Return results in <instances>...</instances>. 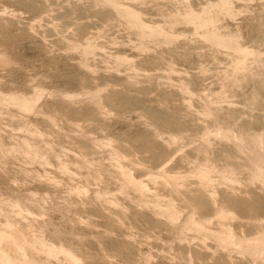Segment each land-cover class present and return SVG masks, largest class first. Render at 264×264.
Here are the masks:
<instances>
[{"label":"rangeland","instance_id":"rangeland-1","mask_svg":"<svg viewBox=\"0 0 264 264\" xmlns=\"http://www.w3.org/2000/svg\"><path fill=\"white\" fill-rule=\"evenodd\" d=\"M26 1L29 2L30 0H0V56L4 55V53L11 55L9 57L10 62H5L6 64H0V88H3V94H10V92L17 94L24 93L26 94V96L32 97V95L34 96V94L32 93H35V90H38V92L41 91L42 93L40 92L41 98H39L40 100L37 104L39 105V107L31 111H20L11 103L0 104V143L5 151L4 155L0 156V188L3 187L0 198L8 197L10 187H13L14 191H16L17 194L23 197L29 196L33 199V201H37L38 205L41 206L44 213L38 214L28 212L25 207H22L17 208L15 212H12V215L15 217L18 216L19 219H24V221L30 223L34 233H40L42 230L45 232L46 236H48L50 228L48 226L44 227L46 231L42 228L41 223L44 221H48L56 226H62L64 224L72 226L75 229L77 236L82 240L83 243H85V255L87 256L88 260L91 262H99L100 264H186L191 259L193 260V263L195 262L194 264H208L209 262L211 264H219L222 262H224V264H251L250 258L246 255H238V253H235V255H237L236 257L234 253H232L233 255L231 253H225L222 249H218V247L216 248L215 243L213 244V241L211 240L202 241V243L204 242L202 244L201 240L199 238L198 240L197 236L191 235V233L185 234V238L183 241H178L179 239L177 237H174L176 235L172 226L173 224L168 223L170 221H168L165 216L159 215L154 211L153 200L155 201V198L153 193H160L161 196L164 193L163 195L165 197H168V194L171 193L170 196L173 195L174 199L177 198V201L175 200V204H177L176 207H180L182 205L180 207V213H183L181 214L182 217L185 216L183 219L184 221L185 218H187L189 215L188 212H190L192 209V206L190 205L191 203L189 202L188 204V199L190 198L191 202H193V200L197 198V196H199V194L197 195V193L200 189L199 184L197 185L198 182H195L197 181L196 178L189 174V172L197 163H205L208 160L209 164L215 165L219 173L222 171V174L228 175L231 173L230 169L232 172L235 171V173H232V176L236 180H234L232 185L229 184V187L230 185L232 186L231 188H233L234 186V189L231 190V188H229L226 184H217L218 181H216L215 183L217 187V194L216 196L213 194V198L217 202V204L215 205L216 207L217 205L222 203H225V206L228 205L225 201H227L229 197L234 198V201H236V203L238 202L239 204H236L234 206L236 210L232 206L228 207L231 208L230 212L232 211V215L230 214L229 217L225 218V221L223 220V222H225V225L229 224V226H231L236 233L242 236L244 234L249 235L252 232H255V230L257 232V230L260 231L261 228L263 229L262 226H264V213L262 214V212H264V188L260 184V181H252L251 174L249 173L250 171L248 168V162L246 161V156L242 154H239L238 156L235 155L234 152H231L230 150V147H232L231 143H229L228 141L226 142L223 139L219 140L220 137H217L219 139L216 138L215 140V138L213 139V137H216L214 135L211 138L213 139L211 140L212 142H209L211 143L210 146L208 145V147H206L208 149H206L205 151V148H203V144H200V134L203 133L205 129H211L210 131H212L214 130V128H218V126H226L225 128L229 127L231 129L234 128L235 131L246 133V135H249L250 132L254 134L255 132H261L262 129L264 130V29L261 30L262 28H264V0H231L230 6H234H231V8L232 10H236L233 11V16L225 15L224 18L222 17L220 19L219 24L211 27V31L220 32L223 35L224 39L230 40L233 44H236V47L240 46L242 50L247 49L248 54H245L246 51L242 52V50L240 49L238 50L239 52L237 51L238 53L235 52V46L234 48L230 47V49L232 50H229V47H226L223 43L219 44V46L221 45V47H219L217 43H214L208 39V41H205L206 38L204 36H201L203 35L204 29H201L198 23H195L196 25L188 24L186 22H179L178 25L176 24V27L174 26L175 28L173 27L174 29L171 28V30H173L174 33L176 30L175 35L178 34L176 35L178 36V40L176 39L173 42H167V40L164 39L163 41H161L162 38L160 39L154 36H147L142 40V37L134 33V30L129 25L127 16L122 13L124 6L120 5L118 7L111 8L112 5H110L108 2L105 3V0H35V2L34 0H31L30 5H26L30 3H27ZM121 1L124 4L126 2V0ZM150 1L151 3H154V0H127L126 4H129L132 7L138 9L141 12V16L143 15V12H146L142 18L143 20L147 19L145 21H148V23L151 22L149 23L150 25L153 26L156 22L155 26L159 24L166 26L165 20L167 18L157 10V7L155 6L156 2L154 4H151ZM185 1L186 0H159L157 3H162L161 5L164 6L165 10L175 12L177 10H183V8L185 9L186 6L189 7V5L196 10H200L203 8L202 6H206L207 3L209 4V1L212 3L216 2V0H194V3L193 0H187L186 2ZM23 2H26V4H24ZM177 4H181V6ZM104 5L108 6L105 7ZM35 8L38 9L36 10ZM99 8H102V10L100 11ZM102 11L104 14L102 13ZM97 12H99L100 14H96ZM157 13H159L160 15ZM57 15H59V17ZM145 15L146 17L148 15V17L146 18ZM162 15L164 18L162 17ZM106 16L108 17V19ZM125 17L127 18V20ZM159 17L162 20L158 19ZM4 20L6 21L4 22ZM182 26L184 27L182 28ZM193 26L195 28H193ZM180 28L181 30H179ZM186 29L188 30V32ZM194 29L196 31H194ZM177 32H180L182 34L179 35V33ZM194 32L199 35L194 34ZM131 35H133V37ZM258 37L260 40H258ZM158 39H160V41H158ZM142 41L147 47L144 50L140 48ZM261 42L263 43L261 44ZM215 44H217L219 48ZM4 45L6 46L4 47ZM87 45L90 46H88L89 52H84V50L82 49L87 47ZM165 48L166 50H164ZM91 49L93 51H91ZM6 50L8 52H5ZM250 51L251 53H254V55H250ZM165 52H167L168 54ZM125 53L127 54V56ZM118 54H120L119 56H124L123 54H125L130 62L128 63V61H125V63H118ZM157 54L159 57L157 56ZM188 54L190 55V57ZM243 55H248L249 57L245 56L244 58ZM81 57L87 60V66L82 64L81 60L83 59H81ZM159 58H161L162 60ZM116 59L118 60L117 62L115 61ZM84 66L87 68L83 69L85 68ZM91 69L93 73H91ZM38 77L41 78L39 79ZM87 82L90 85H88ZM98 86L101 89H99ZM30 88H34V90ZM67 88L69 89L67 90L68 93H72V91H74L73 94H77V96L73 95V99H70L71 102H69V106L68 102L66 103L70 111H67V109H65L64 107H59L58 105L63 99L62 95L60 94L63 93V96H66L68 94L66 93L64 95V92ZM89 91H99L101 92L100 94L103 96V98L109 95L111 96L113 94L111 97L112 100L110 101V96L107 98L108 100L104 98V100L106 101L104 105H107L105 107V110L108 111V113L103 110L105 113L97 114L98 111L94 110L93 107L90 108L93 105L90 103L91 93H89ZM107 92L109 93L105 94ZM78 95H80V97ZM114 99L116 101H114ZM107 101H109L110 103L113 101V106ZM138 101L141 102L139 103ZM85 104L87 105V107ZM223 108L225 109V111ZM165 111L167 114L165 113ZM207 111H211L212 113H208ZM89 113H92L93 115ZM95 113L98 115V118L96 117ZM46 114L54 115V124L46 122V119L44 120L43 117H45ZM73 114L76 115L73 116ZM101 115H103V117L105 118H103ZM158 115L161 117H159ZM257 116L258 118L256 119ZM184 119L185 121H183ZM122 121L124 123H122ZM99 122L102 123V126L105 123V127L100 126L101 123L99 124ZM90 123H92L93 126ZM25 124H30L31 129L25 128ZM163 124L165 125L163 126ZM146 128L148 129L146 130ZM32 129L34 131H32ZM246 129L248 133L246 132ZM149 130L150 132H148ZM183 132L189 135H186ZM170 133L177 135L176 141L173 143L166 141V139L171 136ZM136 134L138 135V138H136ZM181 134V137L178 136ZM194 135L198 139L195 140ZM146 136H148V138ZM76 137H78V139ZM23 139H28L32 144L34 150L38 154L45 156L49 162H39V160H33L32 162L31 160H29L28 156L24 154L21 147ZM74 140L76 143L74 142ZM97 141L103 143L102 146L98 145ZM166 142H168V144ZM123 143L124 147L122 146ZM219 143H221L222 146ZM197 144L199 146H197ZM159 145L163 148H161ZM73 147L76 149H74ZM113 148H117V150L119 151L122 150L121 153L125 157L121 158V162L127 165L130 163L129 168H131L133 173L135 172L134 174H136L137 176L142 177L147 173L146 171H154L156 166H158V169L156 168V171L160 169L164 170L165 168L166 170L169 169L168 172L174 173L179 168L177 170L179 171V173L180 170L181 173L184 171L183 174L185 172L187 174L188 172L189 178L186 177V186H184L186 188H182V194L185 193V198H183V195L181 193L180 194L182 197H179V192L176 194L175 191H171L169 186L165 187V184H163L162 182H157L159 185L153 182L149 183L151 186L149 185L148 187L152 188V190L150 191L148 190L145 192H136L132 188H127L126 190L121 191V181L118 179L117 174L118 166L116 165V163L112 162L113 159L111 156L108 157V152ZM125 148L127 152L125 151ZM192 149H194V151ZM224 150L226 153L224 152ZM125 152L128 156L125 154ZM160 154L163 155L161 156ZM73 158L75 159L73 160ZM76 159H83L85 163L80 165ZM235 160L238 164L235 162ZM58 161L67 163L68 166L73 169L72 174L66 173L61 168ZM103 164L104 166H102ZM216 165H218V167ZM141 169L142 171H140ZM170 169H172V171ZM146 176H144V179H147L145 178ZM241 182L244 183L242 184ZM160 185L161 187H159ZM77 187H79L80 190H77L76 192L75 188ZM162 187L164 188L162 189ZM156 189L159 191H157ZM202 189L204 190V188ZM168 191L170 192L168 193ZM150 192L152 194H150ZM188 192L190 194H188ZM218 193L220 194L218 195ZM167 197L166 199L169 198ZM221 199H224V202L221 201ZM243 201L245 202L243 203ZM245 207L248 209H246ZM212 209L213 208H211V210ZM211 210L207 213L211 214L210 217L212 218L213 212ZM27 213L30 216H28ZM247 213L249 215H247ZM258 213L260 215L262 214L261 217L260 215L257 216ZM25 214L26 216L23 217V215ZM138 215H140L141 217ZM255 216L256 218H254ZM240 217H242V219ZM2 218L3 217L0 216V221ZM181 218L180 220L182 221ZM216 219L217 221H215V219L212 221L213 224L217 226L218 224L216 223L221 219ZM162 221L165 223H163ZM252 225L254 228L252 227ZM242 226H244L243 229H241ZM167 234L170 235L168 236ZM172 237L173 239H171ZM152 238L156 241H153ZM120 242L122 244H120ZM124 244L127 245L123 246ZM202 246L205 249H203ZM207 246L212 248H207ZM121 247L123 249H121ZM130 247L133 250H131ZM187 247L190 249H187ZM111 250L112 252H110ZM125 250L127 251L125 252ZM129 251H131V253ZM118 252L121 253L119 254ZM134 253L136 255H134ZM109 254L112 255V257ZM116 254L120 255V258ZM225 254H227V256H230L224 257ZM124 255L127 257H125ZM89 256H91L92 258H89ZM197 256L199 259L197 258ZM243 256H245L246 258H244ZM209 257L211 260L208 259ZM238 257H241L242 259ZM149 258L152 260H150ZM131 259H133L134 261ZM135 259L137 260L136 262ZM102 260L103 262H101ZM217 261L221 262L217 263Z\"/></svg>","mask_w":264,"mask_h":264},{"label":"bare ground","instance_id":"bare-ground-1","mask_svg":"<svg viewBox=\"0 0 264 264\" xmlns=\"http://www.w3.org/2000/svg\"><path fill=\"white\" fill-rule=\"evenodd\" d=\"M22 1V0H21ZM31 1V0H30ZM29 1V2H30ZM36 1H38V0H36ZM91 1V0H90ZM95 1V0H94ZM106 2L105 3H109L110 5H112V7L111 8H113V7H118V6H120V5H123L124 6V9H123V11H122V13L124 14V15H126L127 16V18H128V20H129V25H130V27L134 30V33H136V35H138V36H140V37H142V40H143V38L145 39V37H147V36H154V37H156V38H162V40L161 41H163V39L164 40H167V42L169 41V42H173V41H175L176 39L178 40V36H176V35H178V34H176L175 35V33H176V30H175V33L173 32V30H171V28L172 29H174L175 27H176V24L178 25V23L180 22H186V23H188V24H195V23H198L199 24V26H200V28L202 29H204V31H203V35H201L202 37L204 36L205 38H206V40L205 41H208V40H210V41H212V42H214V43H217L218 44V46H219V44H225V46L227 47H229V50H232V49H230V47L231 48H234V46L236 45V44H233L230 40H226V39H224V37H223V35L220 33V32H213V31H211L212 30V26H214V25H216V24H219V22H220V19L223 17H225V15H230V16H233V11L235 10H232V8H231V6H230V2H231V0H216V2L215 3H212V2H210L209 1V4L207 3V5L206 6H202L201 8L202 9H200V10H196V9H194L193 7H190V5H189V7L188 6H186L185 7V9L183 8V10L181 9V10H177V11H173V12H170V11H167V10H165V8H164V6L163 5H161L162 3H157L159 0H154V3L156 2V7H157V10L159 11V12H161L167 19L165 20L166 22H165V25L166 26H163V25H160L159 23H157V24H159V25H157V26H155L156 25V22H155V24L152 26V25H150L149 23H151V22H149L148 23V21L146 22L145 20H147V19H145V20H143V16H144V14L146 13H144L143 12V15L141 16V12L138 10V9H136V8H134V7H132L131 5H127L126 4V2H127V0H126V2H125V4L124 3H122V1L121 0H105ZM131 1H133V0H131ZM145 1V0H144ZM187 1V0H186ZM185 1V2H186ZM196 1V0H195ZM198 1V0H197ZM233 1V0H232ZM240 1V0H239ZM11 2V1H10ZM27 2V1H26ZM26 2H23L24 4H26ZM29 2H27V3H29ZM34 2H35V0H34ZM101 2V1H100ZM184 2V1H183ZM15 3V2H14ZM33 3V2H32ZM40 3V2H39ZM98 3V2H97ZM105 3H103V4H105ZM145 3V2H144ZM150 3H151V1H150ZM149 3V4H150ZM154 3H151V4H154ZM181 3V2H180ZM193 3H194V0H193ZM237 3V2H236ZM31 4V2L29 3V4H26V5H30ZM42 4V3H41ZM99 4V3H98ZM146 4V3H145ZM175 4V3H174ZM182 4V3H181ZM181 4H177V5H180L181 6ZM196 4V3H195ZM194 4V5H195ZM35 5V4H34ZM33 5V6H34ZM40 5V4H39ZM45 5V4H44ZM92 5V4H91ZM171 5V4H170ZM176 5V6H177ZM185 5H187V4H185ZM193 5V6H194ZM15 6V5H14ZM93 6V5H92ZM105 6V5H104ZM106 6H108V5H106ZM105 6V7H106ZM196 6V5H195ZM29 7V6H28ZM31 7V6H30ZM45 7V6H44ZM87 7V6H86ZM104 7V8H105ZM110 7V6H109ZM108 7V8H109ZM136 7V6H135ZM153 7V6H152ZM232 7H234V6H232ZM244 7V6H243ZM47 8V7H46ZM121 8V7H120ZM139 8V7H138ZM146 8V7H145ZM150 8V7H149ZM196 8V7H195ZM15 9V8H14ZM18 9V8H17ZM27 9H29V8H27ZM36 9V8H35ZM38 9V8H37ZM36 9V10H37ZM48 9V8H47ZM78 9V8H77ZM91 9V8H90ZM100 9V8H99ZM115 9H117V8H115ZM119 9V8H118ZM173 9V8H172ZM102 10V8L100 9V11ZM114 10V9H113ZM113 10H111V11H113ZM145 10V9H144ZM152 10V9H151ZM174 10V9H173ZM238 10V9H237ZM16 11V10H15ZM21 11V10H20ZM33 11V10H32ZM45 11V10H44ZM116 11V10H115ZM118 11V10H117ZM236 11V10H235ZM2 12V11H1ZM25 12V11H24ZM31 12V11H30ZM68 12V11H67ZM66 12V13H67ZM106 12H108V11H106ZM154 12H156V11H154ZM153 12V13H154ZM32 13V12H31ZM99 12H97L96 14H98ZM102 13H103V11H102ZM108 13H110V12H108ZM148 13V12H147ZM152 13V12H151ZM2 14V13H1ZM71 14V13H70ZM100 14V13H99ZM104 14V13H103ZM150 14V13H149ZM157 14H159V13H157ZM264 14V13H263ZM16 15V14H15ZM34 15V14H33ZM62 15V14H61ZM82 15V14H81ZM106 15V14H105ZM160 15V14H159ZM163 15H162V17H163ZM58 17H59V15H57ZM64 16V15H63ZM108 16V15H107ZM106 16V17H107ZM109 16H110V14H109ZM235 16V15H234ZM261 16V15H260ZM103 17H104V15H103ZM145 17H146V15H145ZM147 17H148V15H147ZM146 17V18H147ZM5 18V17H4ZM3 18V19H4ZM36 18V17H35ZM70 18V17H69ZM126 18V17H125ZM127 18H126V20H127ZM150 18H151V16H150ZM164 18V17H163ZM227 18V17H226ZM12 19V18H11ZM60 19V18H59ZM107 19H108V17H107ZM158 19H160V17L158 18ZM66 20H68V19H66ZM114 20H116V19H114ZM123 20V19H122ZM150 20V19H149ZM160 20H162V19H160ZM258 20V19H257ZM262 20V19H261ZM6 20H4V22H5ZM100 21V20H99ZM125 21V20H124ZM157 21V20H156ZM222 21V20H221ZM1 22V21H0ZM16 22V21H15ZM70 22V21H69ZM118 22V21H117ZM11 23V22H10ZM88 23V22H87ZM114 23V22H113ZM126 23H127V21H126ZM153 23H154V21H153ZM9 24V23H8ZM70 24V23H69ZM75 24V23H74ZM116 24V23H115ZM121 24V23H120ZM3 25V24H2ZM6 25V24H5ZM184 25H186V24H184ZM196 25V24H195ZM7 26V25H6ZM113 26H114V24H113ZM125 26V25H124ZM175 26V27H174ZM188 26H190V25H188ZM80 27H82V26H80ZM79 27V28H80ZM129 27V26H128ZM127 27V28H128ZM174 27V28H173ZM180 27V26H179ZM184 26H182V28H183ZM243 27V26H242ZM260 27V26H259ZM125 28V27H124ZM187 28V27H186ZM193 28H195L194 26H193ZM198 28V27H197ZM196 28V29H197ZM211 28V29H210ZM247 28V27H246ZM251 28V27H250ZM258 28V27H257ZM19 29H20V27H19ZM89 29V28H88ZM123 29V28H122ZM214 29V28H213ZM222 29V28H221ZM255 29V28H254ZM264 28H262L261 30H263ZM87 30V29H86ZM179 30H181V28L179 29ZM187 30V29H186ZM216 30V29H215ZM217 30H218V28H217ZM29 31V30H28ZM129 31V30H128ZM183 31H185V30H183ZM190 31V30H189ZM194 31H196L195 29H194ZM200 31V30H199ZM237 31V30H236ZM9 32V31H8ZM187 32H188V30H187ZM259 32V31H258ZM130 33V32H129ZM177 33H179V35L180 34H182V33H180V32H177ZM223 33H224V31H223ZM4 34H6V33H4ZM31 34V33H30ZM194 34H197V33H195L194 32ZM256 34V33H255ZM259 34V33H258ZM263 34V33H262ZM3 35V34H2ZM8 35H9V33H8ZM14 35H15V33H14ZM197 35H199V34H197ZM232 35V34H231ZM5 36V35H4ZM23 36V35H22ZM132 37H133V35H131ZM248 36V35H247ZM6 37V36H5ZM21 37V36H20ZM153 37V38H154ZM177 37V38H176ZM233 37V36H232ZM261 37V36H260ZM14 38V37H13ZM155 38V39H156ZM204 38V39H205ZM21 39V38H20ZM138 39H140V38H138ZM137 39V40H138ZM151 39V38H150ZM160 39H158V41H160ZM203 39V40H204ZM208 39V40H207ZM237 39V38H236ZM248 39V38H247ZM252 39V38H251ZM5 40V39H4ZM13 40V39H12ZM25 40V39H24ZM152 40V39H151ZM199 40V39H198ZM201 40V39H200ZM258 40H260L259 39V37H258ZM6 41V40H5ZM140 41V40H139ZM145 41H147V40H145ZM264 41V40H263ZM7 42V41H6ZM18 42V41H17ZM130 42V41H129ZM151 42V41H150ZM157 42V41H156ZM236 42V41H235ZM260 42V41H259ZM4 43V42H3ZM141 43V42H140ZM146 43H148V42H146ZM153 43H154V41H153ZM161 43V42H160ZM159 43V44H160ZM200 43V42H199ZM206 43V42H205ZM263 42H261V44H262ZM8 44V43H7ZM10 44V43H9ZM16 44V43H15ZM72 44V43H71ZM138 44V43H137ZM168 44V43H167ZM173 44V43H172ZM175 44V43H174ZM185 44V43H184ZM195 44V43H194ZM217 44H215L216 46H217ZM17 45V44H16ZM91 45V44H90ZM147 45V44H146ZM178 45H179V43H178ZM183 45V44H182ZM6 45H4V47H5ZM44 46V45H43ZM46 46V45H45ZM89 45H87V47H85L84 49H82V50H84V52H89V47H88ZM137 46V45H136ZM148 46H149V44H148ZM170 46V45H169ZM189 46H190V44H189ZM211 46H212V43H211ZM217 46V47H218ZM238 46V45H237ZM3 47V48H4ZM167 47V46H166ZM175 47V46H174ZM179 47V46H178ZM185 47V46H184ZM219 47H221V45L219 46ZM218 47V48H219ZM236 47V46H235ZM255 47V46H254ZM7 48V47H6ZM73 48V47H72ZM78 48V47H77ZM140 48H142V50H144V49H146L147 47L144 45V43H143V41H142V43H141V46H140ZM177 48V47H176ZM187 48V47H186ZM193 48H194V46H193ZM238 48V49H237ZM247 48V47H246ZM256 48V47H255ZM158 49V48H157ZM171 49V48H170ZM182 49V48H181ZM225 49V48H224ZM242 50V48L239 46V47H236V51L235 52H237L238 50ZM153 50V49H152ZM162 50V49H161ZM160 50V51H161ZM164 50H166V48L164 49ZM193 50V49H192ZM197 50V49H196ZM250 50V49H249ZM10 51V50H9ZM39 51V50H38ZM91 51H93L92 49H91ZM169 51V50H168ZM180 51V50H179ZM223 51V50H222ZM244 51H246V53L245 54H248L247 53V49H243L242 50V52H244ZM253 51V50H252ZM5 52H8L7 50L5 51ZM11 52V51H10ZM45 52V51H44ZM182 52V51H181ZM184 52V51H183ZM231 52V51H230ZM239 52V51H238ZM237 52V53H238ZM241 52V53H242ZM13 53V52H12ZM121 53V52H120ZM139 53V52H138ZM165 53H167V52H165ZM234 53V52H233ZM257 53V52H256ZM14 54V53H13ZM81 54H82V52H81ZM126 54V53H125ZM125 54H123L124 56H119L120 54H118V60L120 61H118L117 59L115 60L116 62L118 61V63H122V62H124L125 63V61H128V63L130 62L129 60H128V57H126L127 56V54H126V56H125ZM162 54V53H161ZM168 54V53H167ZM171 54V53H170ZM177 54V53H176ZM182 54V53H181ZM187 54V53H186ZM229 54V53H228ZM231 54V53H230ZM250 55L251 54H253L254 55V53H251V51H250V53H249ZM19 55V54H18ZM163 55V54H162ZM165 55V54H164ZM189 55V54H188ZM239 55H242V54H239ZM11 55H8V54H5L4 53V55H2V56H0V64H4L5 62H10V57ZM130 56V55H129ZM157 56H158V54H157ZM177 56V55H176ZM244 56V55H243ZM246 57L248 56V55H245ZM245 56H244V58H245ZM159 57V56H158ZM168 57V56H167ZM185 57H186V55H185ZM189 57H190V55H189ZM235 57V56H234ZM241 57V56H240ZM249 57V56H248ZM52 58V57H51ZM16 59V58H15ZM81 59H83L82 57H81ZM159 59H161V58H159ZM175 59V58H174ZM184 59V58H183ZM156 60H157V58H156ZM162 60V59H161ZM176 60V59H175ZM186 60V59H185ZM198 60V59H197ZM246 60V59H245ZM249 60V59H248ZM82 61V64L83 65H86L87 66V60H85V59H83V60H81ZM171 61V60H170ZM188 61V60H187ZM236 61V60H235ZM148 62V61H147ZM159 62H161V61H159ZM177 62V61H176ZM185 62V61H184ZM233 62V61H232ZM78 63V62H77ZM124 63H123V65H124ZM127 63V62H126ZM154 63V62H153ZM163 63V62H162ZM237 63V62H236ZM6 64V63H5ZM69 64V63H68ZM81 64V63H80ZM81 64V65H82ZM161 64V63H160ZM239 64V63H238ZM50 65V64H49ZM167 65H168V63H167ZM47 66H48V64H47ZM72 66V65H71ZM79 66V65H78ZM89 66V65H88ZM117 66V65H116ZM119 66V65H118ZM120 66H121V64H120ZM152 66V65H151ZM159 66V65H158ZM46 67V66H45ZM85 67V66H84ZM171 67V66H170ZM76 68V67H75ZM87 67H85V68H83V69H86ZM173 68V67H172ZM191 68V67H190ZM82 69V68H81ZM178 69V68H177ZM80 70V69H79ZM142 70H144V69H142ZM203 70V69H202ZM87 71H88V69H87ZM147 71V70H146ZM146 71H145V73H146ZM74 72V71H73ZM42 73V72H41ZM88 73V72H87ZM91 73H93L92 72V69H91ZM36 74V73H35ZM51 75V74H50ZM85 75V74H84ZM91 75V74H90ZM199 75V74H198ZM92 76V75H91ZM113 76V75H112ZM118 76H119V74H118ZM155 76H156V74H155ZM193 76V75H192ZM197 76V75H196ZM250 76V75H249ZM75 77V76H74ZM77 77V76H76ZM90 77V76H89ZM105 77V76H104ZM151 77V76H150ZM153 77V76H152ZM227 77V76H226ZM39 78V77H38ZM41 78V77H40ZM39 78V79H40ZM84 78V77H83ZM91 78V77H90ZM118 78V77H117ZM126 78V77H125ZM196 78V77H195ZM238 78V77H237ZM249 78V77H248ZM43 79V78H42ZM101 79V78H100ZM106 79V78H105ZM111 79V78H110ZM200 79V78H199ZM103 80V79H102ZM114 80V79H113ZM129 80V79H128ZM93 81V80H92ZM91 81V82H92ZM157 81V80H156ZM158 81H159V79H158ZM262 81V80H261ZM36 82V81H35ZM125 82V81H124ZM136 82V81H135ZM188 82V81H187ZM250 82V81H249ZM31 83V82H30ZM38 83V82H37ZM96 83V82H95ZM128 83V82H127ZM138 83V82H137ZM186 83V82H185ZM19 84V83H18ZM17 84V85H18ZM27 84V83H26ZM87 84H88V82H87ZM202 84V83H201ZM49 85V84H48ZM82 85V84H81ZM80 85V86H81ZM88 85H90V84H88ZM96 85V84H95ZM127 85V84H126ZM13 86V85H12ZM57 86V85H56ZM72 86V85H71ZM76 86V85H75ZM92 86V85H91ZM248 86V85H247ZM9 87V86H8ZM61 87V86H60ZM94 87V86H93ZM134 87V86H133ZM137 87V86H136ZM260 87V86H259ZM40 88H41V86H40ZM54 88V87H53ZM78 88V87H77ZM82 88V87H81ZM84 88V87H83ZM98 88H99V86H98ZM178 88V87H177ZM183 88V87H182ZM229 88V87H228ZM3 89V88H2ZM2 89L0 88V104H2V103H11V104H13L14 106H16V108H18L20 111H25V112H27V111H31V110H34V109H36L37 107H39V105H37L38 104V101L40 100L39 98H41L40 96H41V91H39L38 92V90H35V93H32V94H34V96L32 95V97L31 96H26V94H22V93H20V94H17V93H11L10 92V94H3V91H2ZM6 89V88H5ZM21 89V88H20ZM30 89H32V88H30ZM39 89V88H38ZM60 89V88H59ZM72 89V88H71ZM74 89H76V88H74ZM79 89V88H78ZM95 89H97V88H95ZM99 89H101V88H99ZM184 89H185V87H184ZM195 89V88H194ZM211 89V88H210ZM22 90V89H21ZM32 90H34V88L32 89ZM47 90V89H46ZM57 90H58V88H57ZM61 90V89H60ZM62 90H63V88H62ZM67 90H69L68 88L66 89V91L64 92V95L66 94V93H68L67 92ZM103 90V89H102ZM134 90V89H133ZM37 91V92H36ZM75 91H77V90H75ZM91 91H93V90H91ZM91 91H89V93H91V95H90V103L93 105V106H91L90 108H92L93 107V109L94 110H96V111H98V113L97 114H100V113H105L103 110H105V107L107 106H105L104 104H105V100H104V98H108L109 96H107V97H104L103 98V96L100 94L101 92H99V91H94V92H91ZM118 91V90H117ZM122 91V90H121ZM188 91H190V90H188ZM194 91V90H193ZM226 91V90H225ZM41 92V93H40ZM56 92V91H55ZM63 92V91H62ZM62 92H60V93H62ZM73 92L74 91H72V96H71V94L70 93H68V94H70V95H66V96H63V93L62 94H60V95H62V100L60 101V103L58 104L59 105V107H64L65 109H67V111H70V109L68 108V106H69V102H71L70 101V99L72 98V97H74V96H77V94H73ZM103 92V91H102ZM111 92V91H110ZM113 92V91H112ZM115 92V91H114ZM120 92V91H119ZM126 92V91H125ZM183 92V91H182ZM251 92V91H250ZM31 93V92H30ZM45 93V92H44ZM77 93V92H76ZM109 92H107V93H105V94H108ZM117 93V92H116ZM124 93V92H123ZM127 93V92H126ZM129 93H131V92H129ZM255 93V92H254ZM29 94V93H28ZM79 94H81V93H79ZM88 94V93H87ZM250 94V93H249ZM256 94V93H255ZM44 95V94H43ZM74 95V96H73ZM104 95V94H103ZM113 95V94H112ZM112 95L109 97V98H111L112 97ZM116 95V94H115ZM122 95V94H121ZM124 95V94H123ZM259 95V94H258ZM79 97H80V95H78ZM82 96V95H81ZM126 96V95H125ZM138 96V95H137ZM260 96V95H259ZM114 97V96H113ZM127 97V96H126ZM82 98V97H81ZM88 98V97H87ZM120 98V97H119ZM73 99V98H72ZM133 99V98H132ZM131 99V100H132ZM81 100V99H80ZM88 100V99H87ZM108 100V99H107ZM110 100H112V98L111 99H109V101ZM119 100V99H118ZM130 100V101H131ZM208 100V99H207ZM251 100V99H250ZM257 100V99H256ZM73 101V100H72ZM75 101V100H74ZM79 101V100H78ZM89 101V100H88ZM109 101H107V102H109ZM114 101H116L115 99H114ZM121 101V100H120ZM134 101V100H133ZM248 101V100H247ZM258 101V100H257ZM68 102V106H67V103ZM86 102V101H85ZM113 102V101H112ZM112 102L110 103L111 105H112ZM139 102V101H138ZM141 102V101H140ZM139 102V103H140ZM251 102V101H250ZM88 103V102H87ZM234 103V102H233ZM91 104H89V105H91ZM110 104H109V106H110ZM160 104V103H159ZM221 104V103H220ZM224 104V103H223ZM86 105V104H85ZM116 105V104H115ZM139 105V104H138ZM154 105H157V104H154ZM213 105V104H212ZM113 106V105H112ZM209 106V105H208ZM86 107H87V105H86ZM123 107V106H122ZM138 107V106H137ZM159 107H160V105H159ZM221 107H223V106H221ZM228 107V106H227ZM82 108V107H81ZM112 108V107H111ZM135 108V107H134ZM141 108V107H140ZM229 108V107H228ZM231 108V107H230ZM84 109H85V107H84ZM89 109V108H88ZM144 109V108H143ZM146 109V108H145ZM207 109V108H206ZM210 109V108H209ZM224 109V108H223ZM57 110V109H56ZM142 110V109H141ZM188 110V109H187ZM213 110V109H212ZM216 110V109H215ZM76 111V110H75ZM87 111V110H86ZM86 111H85V113H86ZM106 111V110H105ZM127 111V110H126ZM158 111V110H157ZM162 111V110H161ZM204 111V110H203ZM218 111V110H217ZM224 111H225V109H224ZM92 112V111H91ZM107 113H108V111H106ZM112 112V111H111ZM160 112V111H159ZM208 112V111H207ZM209 112H211V111H209ZM208 112V113H209ZM221 112V111H220ZM93 113V112H92ZM92 113H89V114H92ZM114 113V112H113ZM127 113V112H126ZM144 113V112H143ZM165 113H166V111H165ZM206 113V112H205ZM212 113V112H211ZM88 114V115H89ZM94 114V113H93ZM92 114V115H93ZM96 114V113H95ZM96 114V117L98 118V115ZM146 114V113H145ZM147 114H148V112H147ZM167 114V113H166ZM233 114H234V112H233ZM74 115H76V114H73V116ZM108 115V114H107ZM178 115V114H177ZM193 115V114H192ZM197 115V114H196ZM209 115H211V114H209ZM213 115V114H212ZM229 115V114H228ZM258 115V114H257ZM70 116V115H69ZM102 117H103V115H101ZM118 116V115H117ZM149 116V115H148ZM153 116V115H152ZM159 116V115H158ZM169 116V115H168ZM176 116V115H175ZM222 116V115H221ZM240 116H242V115H240ZM71 117V116H70ZM111 117V116H110ZM156 117H157V115H156ZM159 117H161V116H159ZM181 117V116H180ZM218 117V116H217ZM224 117V116H223ZM227 117V116H226ZM252 117V116H251ZM262 117V116H261ZM44 118V120L46 121V122H49V123H53L54 124V122H55V120H54V115L53 114H46L45 115V117H43ZM67 118V117H66ZM88 118V117H87ZM96 118V119H97ZM103 118H105V117H103ZM114 118H116V117H114ZM120 118V117H119ZM144 118V117H143ZM147 118V117H146ZM174 118V117H173ZM222 118V117H221ZM258 118V116L256 117V119ZM82 119V118H81ZM80 119V120H81ZM85 119V118H84ZM101 119V118H100ZM107 119V118H106ZM110 119V118H109ZM150 119V118H149ZM158 119V118H157ZM176 119V118H175ZM209 119H211V118H209ZM228 119V118H227ZM226 119V120H227ZM235 119V118H234ZM240 119V118H239ZM248 119V118H247ZM90 120V119H89ZM105 120V119H104ZM152 120V119H151ZM162 120V119H161ZM172 120V119H171ZM250 120V119H249ZM262 120V119H261ZM264 120V119H263ZM92 121V120H91ZM94 121H95V119H94ZM102 121V120H101ZM107 121V120H106ZM114 121V120H113ZM130 121V120H129ZM164 121V120H163ZM176 121V120H175ZM183 121H185V119L183 120ZM215 121V120H214ZM247 121V120H246ZM254 121V120H253ZM98 122V121H97ZM161 122V121H160ZM168 122V121H167ZM187 122V121H186ZM213 122V121H212ZM228 122V121H227ZM75 123V122H74ZM101 122H99V124H100ZM104 123V122H103ZM107 123V122H106ZM122 123H124L123 121H122ZM178 123V122H177ZM209 123V122H208ZM216 123H218V122H216ZM246 123V122H245ZM256 123V122H255ZM91 125H92V123H90ZM89 124V125H90ZM97 124V123H96ZM155 124V123H154ZM159 124V123H158ZM189 124V123H188ZM196 124V123H195ZM226 124V123H225ZM252 124V123H251ZM48 125V124H47ZM90 125V126H91ZM105 125V123L103 124V126ZM161 125V124H160ZM165 124H163V126H164ZM185 125V124H184ZM199 125H200V123H199ZM258 125V124H257ZM25 126V128H27V129H31V127H30V124H25L24 125ZM49 126V125H48ZM88 126V125H87ZM93 126V125H92ZM99 126V125H98ZM100 126H102V123H101V125ZM99 126V127H100ZM102 126V127H103ZM107 126V125H106ZM173 126V125H172ZM176 126V125H175ZM175 126H174V128H175ZM191 126H193V125H191ZM205 126V125H204ZM213 126V125H212ZM218 126V125H217ZM72 127V126H71ZM76 127V126H75ZM74 127V128H75ZM78 127V126H77ZM105 127V126H104ZM110 127V126H109ZM171 127V126H170ZM177 127V126H176ZM199 127V126H198ZM211 127V126H210ZM226 127V126H225ZM225 127H221V126H218V128H214V130H212V131H210V130H207V129H205V131L203 132V133H199L200 135V140H201V143L200 144H203V148H205V151H206V149H208V148H206V147H208V145L210 146V144L211 143H209L211 140H213L214 138H215V140H216V138L217 137H220V139L219 138H217V139H219V140H225L226 142L228 141L229 143H231L232 145V147H230L231 149V152H234V154L235 155H245L246 156V158H247V162H248V168H249V173L251 174V179H252V181H260V184L262 185V187L264 188V130L262 129L261 130V132H255L254 134H252L251 132H250V134H252V135H246V133H242V132H238V131H235L234 130V128L233 129H231V128H225ZM260 127V126H259ZM73 128V129H74ZM145 128V127H144ZM164 128H166V127H164ZM254 128V127H253ZM101 129V128H100ZM104 129H106V128H104ZM107 129H108V127H107ZM110 129V128H109ZM148 128H146V130H147ZM155 129V128H154ZM162 129V128H161ZM202 129H203V127H202ZM248 129V128H247ZM247 129H246V132H247ZM78 130H79V128H78ZM88 130V129H87ZM103 130V129H102ZM192 130V129H191ZM195 130V129H194ZM197 130V129H196ZM242 130V129H241ZM32 131H34L33 129H32ZM70 131V130H69ZM75 131V130H74ZM145 131V130H144ZM173 131V130H172ZM200 131H202V130H200ZM244 131V130H243ZM249 131V130H248ZM79 132V131H78ZM126 132V131H125ZM133 132V131H132ZM140 132V131H139ZM148 132H150V130L148 131ZM161 132H162V130H161ZM187 132V131H186ZM197 132V131H196ZM71 133V132H70ZM74 133V132H73ZM172 133V132H171ZM170 133V134H171ZM184 133V132H183ZM182 133V134H183ZM194 133V132H193ZM248 133V132H247ZM159 134V133H158ZM182 134L181 135H178V136H182ZM184 134H186V135H189V134H187V133H184ZM135 135V134H134ZM143 135V134H142ZM146 135V134H145ZM165 135V134H164ZM191 135H192V133H191ZM196 135V134H195ZM194 135V136H195ZM213 135L214 136H216V137H213ZM136 138H138V135L136 134ZM144 136V135H143ZM149 136V135H148ZM148 136H146L147 138H148ZM156 136H158V135H156ZM176 136L177 135H174V134H171V136H169L168 137V139H166V141H168V142H175L176 141ZM184 136V135H183ZM193 136V137H194ZM58 137V136H57ZM69 137V136H68ZM118 137V136H117ZM139 137H141V136H139ZM154 137V136H153ZM185 137H188V136H185ZM190 137V136H189ZM213 137V139H211ZM72 138H73V136H72ZM77 139H78V137H76ZM136 138H134V139H136ZM144 138V137H143ZM183 138V137H182ZM156 139V138H155ZM195 140L196 139H198V138H196V136H195V138H194ZM102 140V139H101ZM120 140H121V138H120ZM123 140V139H122ZM144 140V139H143ZM154 140V139H153ZM63 141V140H62ZM66 141V140H65ZM72 141V140H71ZM78 141V140H77ZM86 141V140H85ZM105 141V140H104ZM111 141V140H110ZM117 141V140H116ZM135 141V140H134ZM133 141V142H134ZM163 141V140H162ZM192 141V140H191ZM61 142V141H60ZM69 142V141H68ZM74 142H75V140H74ZM84 142V141H83ZM98 142V141H97ZM108 142V141H107ZM118 142V141H117ZM120 142V141H119ZM132 142V143H133ZM168 142H166L167 144H168ZM190 142V141H189ZM212 142V141H211ZM226 142H225V144H226ZM66 143V142H65ZM76 143V142H75ZM121 143V142H120ZM135 143V142H134ZM142 143V142H141ZM151 143V142H150ZM157 143V142H156ZM160 143H162V142H160ZM216 143V142H215ZM228 143V144H229ZM71 144V143H70ZM73 144V143H72ZM78 144V143H77ZM98 145H101L102 146V144L103 143H101V142H98L97 143ZM129 144V143H128ZM153 144V143H152ZM165 144V143H164ZM186 144V143H185ZM188 144V143H187ZM214 144V143H213ZM220 145H221V143H219ZM108 145V144H107ZM117 145H120V144H117ZM126 145H127V142H126ZM136 145V144H135ZM134 145V146H135ZM139 145V144H138ZM170 145V144H169ZM184 145V144H183ZM194 145V144H193ZM195 145H196V143H195ZM71 146V145H70ZM79 146V145H78ZM95 146V145H94ZM123 147H124V143H123V145H122ZM133 146V147H134ZM140 146V145H139ZM160 146V145H159ZM180 146V145H179ZM197 146H199L198 144H197ZM222 146V145H221ZM229 146V145H228ZM21 147H22V150H23V152H24V154L26 155V156H28V159L29 160H31L32 162H33V160H35V161H37V160H39V162H49L48 161V159L45 157V156H43V155H40V154H38L35 150H34V148H33V146H32V144L29 142V140L28 139H23V142L21 143ZM80 147V146H79ZM108 147H110V146H108ZM116 147V146H115ZM141 147V146H140ZM161 147V146H160ZM171 147V146H170ZM194 147V146H193ZM201 147V146H200ZM199 147V148H200ZM74 148V147H73ZM92 148V147H91ZM97 148V147H96ZM102 148V147H101ZM112 148V147H111ZM161 148H163V147H161ZM167 148V147H166ZM179 148V147H178ZM197 148V147H196ZM215 148V147H214ZM74 149H76V148H74ZM80 149H83V148H80ZM124 149V148H123ZM152 149V148H151ZM150 149V150H151ZM171 149V148H170ZM224 149V148H223ZM134 150V149H133ZM164 150H165V148H164ZM193 151H194V149H192ZM198 150V149H197ZM216 150H219V149H216ZM228 150V149H227ZM74 151V150H73ZM81 151H83V150H81ZM125 151L127 152V150H126V148H125ZM131 151H132V149H131ZM145 151V150H144ZM153 151V150H152ZM171 151V150H170ZM192 151V152H193ZM204 151V150H203ZM204 151V152H205ZM209 151H210V149H209ZM86 152H87V150H86ZM99 152V151H98ZM108 152V151H107ZM122 152V150L121 151H119V150H117V148L115 149V148H113V149H111L109 152H108V154H109V156L108 157H112V159H113V163H116V165L118 166L117 167V174H118V179L121 181V185H120V190L121 191H124V190H126L127 188H132V189H134L136 192H145V191H150V190H152V188H149L148 186L150 185L149 183H157V182H162L163 184H165V187H167V186H169V188L171 189V191H175L176 192V194L178 193V194H182V188H186V187H184V186H186V181H187V179H186V177H188L189 176V174H191L192 176H194L195 178H196V180L197 181H195V182H198L197 183V185L199 184V186H200V189H199V192L197 193V195L199 194V196H197V198H195L194 200H195V202H194V200H193V202H191V199H190V201H189V199H188V204H189V202L191 203L190 205L192 206L191 208V211L190 212H188L189 213V215H188V217L187 218H185V220L183 221V219H184V217H182L181 216V214H183V213H180L181 212V210H180V207L182 206H180V204H179V206L180 207H176V205L177 204H175V200L177 201V198L176 199H174V196L172 197V196H170V194H168L169 196V198L168 199H166V197L162 194V196L160 195V193L158 194H156V193H153L154 194V198H155V201L153 200V202H154V206H153V209H154V211L155 212H157V214H159V215H162V216H165L166 218H167V220L168 221H170V222H168V223H170V224H173L172 226H173V229H174V231H175V235L176 236H174V237H177L179 240L178 241H183L184 240V238H185V234H187V233H191V235H195V236H197V239L199 238L200 240H201V243H202V241H207V240H211V241H213V244L215 243V245H216V248L218 247V249H222L225 253H234V255H235V253L237 254L238 253V255L239 254H241V255H246L247 257H249L250 258V261H251V264H262V263H264V226H262L263 227V229L261 228V230L260 231H258L257 230V232H256V230H255V232H252V233H255V234H247V235H240V234H238V233H236L235 232V230L231 227V226H229V224H227V222H226V224L228 225H225V222H223V220L225 221V218L226 217H229L230 216V214L232 215V211L230 212V210H231V208H228V207H234L236 204L237 205H239L238 204V202L236 203V201H234L235 199L234 198H232V197H227L228 198V200L227 201H225L226 202V204H228V205H226L225 206V203H222V204H219V205H217V207L215 206L216 204H217V202L215 201V199L213 198V196L215 195L216 196V194H217V187H216V185H215V183H216V181H218V183L217 184H220V185H224V184H226L228 187H229V184H233V182H234V180H236V179H234V177L232 176V173H235V171H231V169H230V174H222L221 172L219 173L218 172V169L215 167V165H213V164H209V162H208V160L205 162V163H197L194 167H193V169L192 170H190V172H189V174H188V172H187V174H186V172L183 174V172L181 173V170H180V173H179V171H177L179 168V166L177 167L178 169L174 172V173H172V172H168V170L169 169H165L164 168V170H162V169H160V170H157L156 171V168L158 167V166H156V168H155V170L153 171V170H150V171H146L145 173V175L144 176H146L145 178H147V179H144V176H137L136 174H134L133 173V171L131 170V168H129L130 166H129V164L127 165V164H124L123 162H121L122 160H121V158L122 157H125V156H123V154L121 153ZM126 152H125V154H126ZM160 152V151H159ZM218 152V151H217ZM224 152H225V150H224ZM4 153H5V151H4V149H3V146L1 145V143H0V156H2V155H4ZM134 153V152H133ZM149 153V152H148ZM157 153H158V149H157ZM162 153V152H161ZM168 153V152H167ZM170 153V152H169ZM198 153H199V151H198ZM201 153V152H200ZM208 153V152H207ZM226 153V152H225ZM224 153V154H225ZM73 154H74V152H73ZM80 154V153H79ZM82 154V153H81ZM93 154V153H92ZM138 154V153H137ZM141 154H142V152H141ZM150 154V153H149ZM156 154V153H155ZM154 154V155H155ZM214 154V153H213ZM231 154V153H230ZM233 154V155H234ZM83 155V154H82ZM81 155V156H82ZM100 155V154H99ZM104 155H105V153H104ZM127 155V154H126ZM136 155V154H135ZM140 155V154H139ZM144 155V154H143ZM161 155V154H160ZM163 155V154H162ZM161 155V156H162ZM169 155V154H168ZM196 155V154H195ZM217 155V154H216ZM229 155V154H228ZM65 156V155H64ZM79 156V155H78ZM103 156V155H102ZM128 156V155H127ZM130 156V155H129ZM185 156V155H184ZM208 156V155H207ZM219 156V155H218ZM222 156V155H221ZM61 157V156H60ZM104 157V156H103ZM107 157V156H106ZM151 157V156H150ZM158 157H160V156H158ZM168 157V156H167ZM181 157H183V156H181ZM189 157V156H188ZM209 157V156H208ZM243 157V156H242ZM59 158V157H58ZM68 158V157H67ZM83 158V157H82ZM143 158H144V156H143ZM75 158H73V160H74ZM88 159V158H87ZM90 159V158H89ZM127 159V158H126ZM137 159V158H136ZM165 159V158H164ZM186 159V158H185ZM188 159V158H187ZM228 159H229V157H228ZM227 159V160H228ZM77 160V159H76ZM86 160V159H85ZM93 160V159H92ZM95 160V159H94ZM96 160H98V159H96ZM109 160V161H110ZM128 160V159H127ZM232 160V159H231ZM63 161V160H62ZM62 161H58L59 162V164H60V166H61V168L66 172V173H69V174H72V172H73V169L72 168H70L69 166H68V164L67 163H65V162H62ZM68 161H70V160H68ZM115 161V162H114ZM146 161V160H145ZM153 161V160H152ZM161 161V160H160ZM183 161V160H182ZM218 161V160H217ZM221 161V160H220ZM244 161V160H243ZM73 162V161H72ZM77 162L80 164V165H82V164H84L85 163V161L83 160V159H78L77 160ZM91 162H93V161H91ZM95 162V161H94ZM101 162V161H100ZM126 162H128V161H126ZM134 162V161H133ZM138 162V161H137ZM163 162V161H162ZM169 162V161H168ZM189 162V161H188ZM201 162V161H200ZM215 162V161H214ZM222 162V161H221ZM225 162V161H224ZM232 162V161H231ZM235 162H236V160H235ZM6 163V162H5ZM75 163V162H74ZM87 163V162H86ZM97 163V162H96ZM155 163V162H154ZM157 163V162H156ZM179 163H181V162H179ZM211 163V162H210ZM216 163V162H215ZM219 163V162H218ZM217 163V164H218ZM237 163V162H236ZM245 163V162H244ZM88 164V163H87ZM135 164H137V163H135ZM167 164V163H166ZM190 164V163H189ZM226 164V163H225ZM232 164V163H231ZM238 164V163H237ZM246 164V163H245ZM134 165V164H133ZM159 165V164H158ZM165 165V164H164ZM174 165V164H173ZM177 165V164H176ZM222 165V164H221ZM242 165V164H241ZM77 166V165H76ZM102 166H104V164L102 165ZM140 166H142V165H140ZM162 166V165H161ZM166 166V165H165ZM183 166V165H182ZM217 167H218V165H216ZM238 166V165H237ZM101 167V166H100ZM105 167H106V165H105ZM135 167H137V166H135ZM154 167V166H153ZM160 167V166H159ZM164 167V166H163ZM162 167V168H163ZM174 167H176V166H174ZM185 167V166H184ZM233 167V166H232ZM75 168V167H74ZM113 168H115V167H113ZM134 168V167H133ZM172 168V167H171ZM183 168V167H182ZM102 169V168H101ZM106 169V168H105ZM158 169V168H157ZM173 169V168H172ZM172 169H170L171 171H172ZM189 169V168H188ZM222 169V168H221ZM233 169V168H232ZM238 169V168H237ZM241 169V168H240ZM1 170V169H0ZM116 170V169H115ZM134 170V169H133ZM148 170V169H147ZM224 170V169H223ZM75 171V170H74ZM97 171V170H96ZM100 171V170H99ZM102 171V170H101ZM113 171V170H112ZM140 171H142V169L140 170ZM145 171V170H144ZM189 171V170H188ZM220 171V170H219ZM115 172V171H114ZM139 172V171H138ZM226 172V171H225ZM227 172V173H228ZM75 173V172H74ZM106 173V172H105ZM116 173V172H115ZM144 173V172H143ZM103 174V173H102ZM85 175V174H84ZM90 175H92V174H90ZM249 175V174H248ZM20 176V175H19ZM74 176H76V175H74ZM60 178V177H59ZM77 178V177H76ZM106 178V177H105ZM189 178V177H188ZM88 179V178H87ZM96 179V178H95ZM249 180V179H248ZM102 181V180H101ZM238 181V180H237ZM242 181V180H241ZM252 181H251V184H252ZM108 182V181H107ZM191 182V181H190ZM232 182V183H231ZM236 182V181H235ZM239 182V181H238ZM188 183V182H187ZM192 183V182H191ZM237 183V182H236ZM242 183V182H241ZM244 183V182H243ZM242 183V184H243ZM259 183V182H258ZM13 184V183H12ZM105 184V183H104ZM108 184V183H107ZM158 184V183H157ZM245 184H247V183H245ZM159 185V184H158ZM157 185V186H158ZM195 185V184H194ZM230 185V187L229 188H231L232 186ZM256 185V184H255ZM109 186V185H108ZM151 186V185H150ZM164 186V185H163ZM218 186V185H217ZM250 186V185H249ZM156 187V186H155ZM159 187H161V185L159 186ZM219 187V186H218ZM224 187V186H223ZM226 187V186H225ZM251 187V186H250ZM5 188V187H4ZM78 188V189H77ZM77 188H75V190H76V192H77V190H80L79 189V187H77ZM158 188V187H157ZM164 187H162V189H163ZM199 188V187H198ZM198 188H196V189H198ZM202 188H204V190L202 189ZM227 188V187H226ZM243 188V187H242ZM254 188V187H253ZM2 189H3V187H1L0 188V195H1V191H2ZM6 189V188H5ZM15 189H17V188H15ZM84 189V188H83ZM202 189V190H201ZM205 189H208V190H205ZM228 189V188H227ZM232 189H234V186H233V188H231V190ZM237 189V188H236ZM238 189H240V188H238ZM244 189V188H243ZM260 189V188H259ZM25 190V189H24ZM44 190V189H43ZM157 190V189H156ZM184 190V189H183ZM219 190V189H218ZM229 190V189H228ZM157 191H159V190H157ZM194 191V190H193ZM192 191V192H193ZM230 191V190H229ZM228 191V192H229ZM235 191V190H234ZM239 191V190H238ZM248 191V190H247ZM264 191V190H263ZM43 192V191H42ZM164 192H165V190H164ZM167 192V191H166ZM170 191H168V193H169ZM183 192H185V191H183ZM223 192V191H222ZM225 192H226V190H225ZM254 192V191H253ZM7 193V192H6ZM149 193V192H148ZM150 194H152L151 192H150ZM165 194H167V193H165ZM181 194L179 195V197L181 196ZM185 194V193H184ZM184 194H182L183 195V198H185L184 197ZM188 194H190L189 192H188ZM187 194V195H188ZM214 194V195H213ZM220 193H218V195H219ZM223 194V193H222ZM226 194H227V192H226ZM226 194H225V197H226ZM230 194V193H229ZM248 194V193H247ZM251 194V193H250ZM8 197H6V198H0V216L1 217H3L2 219H1V221H0V264H100L99 262H91V261H89L88 260V258H87V256L85 255V253H86V249H85V243H83L82 242V240L77 236V234H76V231H75V229L72 227V226H70V225H68V224H64V225H62V226H56V225H53V224H51L50 222H48V221H44V222H42L41 224V226H42V228L44 229V227H46V226H48L49 228H50V231H49V234H48V236H46L45 235V232L44 231H42L41 230V232L40 233H38V232H33V230H32V226H31V224L30 223H27V221H24V219H19L18 218V216L17 217H15V216H13L12 215V212H15L16 211V209L17 208H22V207H25L27 210H28V212H32V213H38V214H40V213H44V211H43V209L41 208V206L40 205H38V203H37V201H33V199L31 198V197H29V196H26V197H23V196H21V195H19V194H17V192L16 191H14V189H13V187L11 188L10 187V192L8 193ZM235 195V194H234ZM238 195H239V193H238ZM246 195V194H245ZM255 195V194H254ZM263 195H264V193H263ZM153 196V195H152ZM177 196V195H176ZM175 196V197H176ZM194 196V195H193ZM222 196H224V195H222ZM221 196V197H222ZM230 196V195H229ZM242 196V195H241ZM178 197V196H177ZM178 197V198H179ZM182 197V196H181ZM196 197V196H195ZM240 197V196H239ZM244 197V196H243ZM149 198V197H148ZM152 198V197H151ZM193 198V197H192ZM224 198V197H223ZM226 198V199H227ZM251 198H253V197H251ZM261 198V197H260ZM153 199V198H152ZM214 199V200H213ZM220 199V198H219ZM248 199V198H247ZM255 199V198H254ZM181 200H182V198H181ZM245 200V199H244ZM251 200V199H250ZM186 201V200H185ZM219 201V200H218ZM221 201H223L224 202V199L222 200L221 199ZM238 201V200H237ZM241 201V200H240ZM88 202V201H87ZM181 202V201H180ZM184 202V201H183ZM212 202V203H211ZM245 201H243V203H244ZM251 202V201H250ZM263 202H264V200H263ZM263 202H261V203H263ZM78 203V202H77ZM177 203V202H176ZM213 205V207H212V205ZM219 203V202H218ZM246 203H248V202H246ZM187 204V203H186ZM254 204V203H253ZM255 205V204H254ZM259 205V204H258ZM184 206H186V205H184ZM245 206V205H244ZM243 206V207H244ZM250 206V205H249ZM110 207H112V206H110ZM242 207V208H243ZM251 207V206H250ZM255 207V206H254ZM264 207V206H263ZM115 208V207H114ZM211 208H213L212 210H211ZM235 208V207H234ZM246 208V207H245ZM262 208V207H261ZM132 209V208H131ZM182 209H183V207H182ZM246 209H248V208H246ZM257 209V208H256ZM136 210V209H135ZM140 210V209H139ZM190 210V209H189ZM212 211L213 212V215H212V218L210 217L211 216V214H208L207 212H209V211ZM235 210H236V208H235ZM235 210H233V211H235ZM254 210V209H253ZM263 210H264V208H263ZM185 211V210H184ZM248 211H251V210H248ZM183 212V211H182ZM238 212V211H237ZM138 213V212H137ZM141 213V212H140ZM187 213V214H188ZM211 213V212H210ZM234 213V212H233ZM250 213V212H249ZM254 213V212H253ZM264 212H262V214H263ZM28 214V213H27ZM121 214V213H120ZM136 214V213H135ZM256 214V213H255ZM261 214V215H262ZM33 215V214H32ZM36 215V214H35ZM143 215H145V214H143ZM236 215V214H235ZM247 215H249L248 213H247ZM260 214L258 213V215L257 216H259ZM261 215H260V217H261ZM264 215V214H263ZM24 216H26V214L25 215H23V217ZM28 216H30L29 214H28ZM27 216V217H28ZM97 216V215H96ZM138 216H140V215H138ZM182 218H181V217ZM244 216V215H243ZM251 216V215H250ZM252 216H253V214H252ZM251 216V217H252ZM141 217V216H140ZM247 217H249V216H247ZM180 218L182 219V221L180 220ZM216 218H220L221 220H218V222L216 223V224H218L217 226L215 225V224H213V221L212 220H214L215 219V221H217V219ZM231 218V217H230ZM241 219H242V217H240ZM254 218H256V216L254 217ZM259 218V217H258ZM147 219V218H146ZM83 220V219H82ZM140 220V219H139ZM73 221H74V219H73ZM156 221V220H155ZM214 221V222H215ZM230 221V220H229ZM252 221H254V220H252ZM113 222V221H112ZM111 222V223H112ZM135 222H137V221H135ZM163 222V221H162ZM181 224H180V223ZM241 222V221H240ZM250 222V221H249ZM110 223V224H111ZM149 223V222H148ZM152 223V222H151ZM157 223V222H156ZM163 223H165V222H163ZM229 223V222H228ZM236 223H237V221H236ZM235 223V224H236ZM166 224H167V222H166ZM231 224V223H230ZM239 224V223H238ZM263 224V223H262ZM137 225V224H136ZM153 225H155V224H153ZM213 225V226H212ZM240 225V224H239ZM248 225V224H247ZM246 225V226H247ZM108 226V225H107ZM112 226V225H111ZM215 226V227H214ZM245 226V227H246ZM136 227V226H135ZM140 227V226H139ZM154 227V226H153ZM165 227V226H164ZM234 227V226H233ZM243 227L244 226H242V228L241 229H243ZM248 227V226H247ZM252 227H253V225H252ZM157 228V227H156ZM254 228V227H253ZM149 229V228H148ZM250 229H251V227H250ZM260 229V228H259ZM38 230V229H37ZM45 230V229H44ZM127 230V229H126ZM151 230V229H150ZM155 230V229H154ZM246 230V229H245ZM254 230V229H253ZM46 231V230H45ZM89 231V230H88ZM116 231V230H115ZM118 231V230H117ZM120 231V230H119ZM244 231V230H243ZM249 231V230H248ZM112 232V231H111ZM122 232V231H121ZM149 232V231H148ZM160 232V231H159ZM239 232V231H238ZM36 233H38V234H36ZM48 233V232H47ZM88 233V232H87ZM115 233V232H114ZM130 233V232H129ZM154 233V232H153ZM155 234V233H154ZM158 234V233H157ZM168 235V234H167ZM170 235V234H169ZM168 235V236H169ZM159 236V235H158ZM173 236V235H172ZM194 236V237H195ZM120 237V236H119ZM122 237H123V235H122ZM166 237V236H165ZM164 237V238H165ZM193 237V236H192ZM162 239V238H161ZM171 239H173V237L171 238ZM192 239V238H191ZM198 239V240H199ZM111 240V239H110ZM114 240V239H113ZM124 240V239H123ZM152 240H153V238H152ZM189 240V239H188ZM91 241V240H90ZM89 241V242H90ZM112 241V240H111ZM122 241V240H121ZM153 241H156V240H153ZM169 241V240H168ZM174 241V240H173ZM178 241H176V242H178ZM211 241H209V242H211ZM98 242V241H97ZM105 242V241H104ZM117 242V241H116ZM175 242V241H174ZM173 242V243H174ZM208 242V243H209ZM92 243V242H91ZM98 243H100V242H98ZM124 243H126V242H124ZM149 243V242H148ZM154 243V242H153ZM156 243V242H155ZM160 243V242H159ZM162 243V242H161ZM186 243V242H185ZM204 243V242H203ZM202 243V244H203ZM101 244V243H100ZM105 244V243H104ZM120 244H122L121 242H120ZM183 244V243H182ZM190 244V243H189ZM92 245V244H91ZM97 245V244H96ZM99 245V244H98ZM102 245V244H101ZM107 245V244H106ZM127 245V244H126ZM125 244L123 245V246H126ZM172 245V244H171ZM174 245V244H173ZM180 245V244H179ZM199 245V244H198ZM201 245V244H200ZM89 246V245H88ZM117 246V245H116ZM122 246V245H121ZM152 246V245H151ZM181 246V245H180ZM97 247V246H96ZM109 247V246H108ZM118 247H120V246H118ZM136 247V246H135ZM156 247V246H155ZM174 247V246H173ZM203 247V246H202ZM202 247H200V248H202ZM209 246H207V248H208ZM99 248V247H98ZM114 248V247H113ZM131 248V247H130ZM171 248V247H170ZM193 248V247H192ZM191 248V249H192ZM197 248V247H196ZM199 248V249H200ZM210 248V247H209ZM212 248V247H211ZM210 248V249H211ZM215 248V249H216ZM97 249V248H96ZM116 249V248H115ZM121 249H123L122 247H121ZM172 249V248H171ZM174 249V248H173ZM176 249V248H175ZM187 249H190V248H188L187 247ZM203 249H205L204 247H203ZM209 249V250H210ZM217 249V250H218ZM101 250V249H100ZM120 250V249H119ZM118 250V251H119ZM131 250H133L132 248H131ZM137 250V249H136ZM158 250H160V249H158ZM158 250H156V251H158ZM162 250H164V249H162ZM178 250H179V248H178ZM92 251V250H91ZM96 251V250H95ZM105 251V250H104ZM124 251V250H123ZM127 250H125V252H126ZM194 251V250H193ZM197 251V250H196ZM202 251V250H201ZM219 251V250H218ZM221 251V250H220ZM94 252V251H93ZM103 252V251H102ZM110 252H112V250L110 251ZM130 253H131V251H129ZM173 252V251H172ZM210 252V251H209ZM222 252V251H221ZM89 253V252H88ZM92 253V252H91ZM96 253V252H95ZM94 253V254H95ZM99 253V252H98ZM101 253V252H100ZM108 253V252H107ZM113 253H115V252H113ZM119 253V252H118ZM121 253V252H120ZM119 253V254H120ZM139 253H140V251H139ZM138 253V254H139ZM179 253V252H178ZM183 253V252H182ZM181 253V254H182ZM188 253V252H187ZM213 253V252H212ZM220 253V252H219ZM223 253V252H222ZM90 254V253H89ZM93 254V253H92ZM124 254V253H123ZM174 254V253H173ZM191 254V253H190ZM200 254V253H199ZM207 254V253H206ZM215 254V253H214ZM224 254V253H223ZM106 255V254H105ZM110 255V254H109ZM116 255H118V254H116ZM126 255V254H125ZM124 255V256H125ZM132 255H133V253H132ZM134 255H136L135 253H134ZM142 255V254H141ZM176 255H177V253H176ZM201 255V254H200ZM204 255V254H203ZM226 255V256H225ZM224 255V257H228V256H230V255H228L227 256V254H225ZM233 255V254H232ZM240 255V256H241ZM111 257H112V255H110ZM120 255H118V257H119ZM140 256V255H139ZM144 256V255H143ZM180 256H182V255H180ZM190 256V255H189ZM216 256V255H215ZM214 256V257H215ZM220 256V255H219ZM236 257H237V255H235ZM91 256H89V258H90ZM116 257V256H115ZM125 257H127V256H125ZM142 257V256H141ZM147 257V256H146ZM175 257V256H174ZM179 257V256H178ZM191 257V256H190ZM195 257V256H194ZM244 258H246L245 256H243ZM92 258V257H91ZM106 258V257H105ZM120 258V257H119ZM130 258H131V255H130ZM133 258V257H132ZM138 258V257H137ZM143 258V257H142ZM151 258V257H150ZM149 258V259H150ZM197 258H198V256H197ZM213 258V257H212ZM219 258V257H218ZM231 258V257H230ZM238 258H241V257H238ZM108 259V258H107ZM128 259V258H127ZM126 259V260H127ZM141 259V258H140ZM144 259V258H143ZM183 259V258H182ZM185 259V258H184ZM199 259V258H198ZM208 259H210V257L208 258ZM215 259V258H214ZM226 259V258H225ZM232 259V258H231ZM237 259V258H236ZM242 259V258H241ZM121 260V259H120ZM131 260H133V259H131ZM139 260V259H138ZM150 260H152V259H150ZM190 260V259H189ZM192 260V259H191ZM191 260L190 261H188L186 264H194L193 263V260H192V262H191ZM204 260V259H203ZM211 260V259H210ZM218 260V259H217ZM220 260H221V258H220ZM227 260V259H226ZM226 260H225V262H226ZM122 261V260H121ZM134 261V260H133ZM137 260L135 259V262H136ZM101 262H103V260L101 261ZM116 262V261H115ZM164 262V261H163ZM199 262V261H198ZM212 262V261H211ZM218 262H221V261H217V263ZM232 262V261H231ZM134 263V262H133ZM141 263V262H140ZM197 263V262H196ZM210 263V262H209ZM208 263V264H209ZM223 264H224V262H222ZM222 263H219V264H222ZM102 264V263H101ZM104 264V263H103ZM106 264V263H105ZM136 264V263H135ZM198 264V263H197ZM200 264H202V263H200ZM211 264V263H210ZM213 264V263H212ZM229 264V263H228ZM235 264V263H234ZM238 264H242V263H238Z\"/></svg>","mask_w":264,"mask_h":264}]
</instances>
